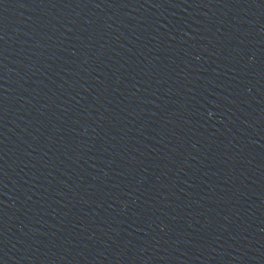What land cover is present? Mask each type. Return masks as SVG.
Wrapping results in <instances>:
<instances>
[{"label": "water", "instance_id": "1", "mask_svg": "<svg viewBox=\"0 0 264 264\" xmlns=\"http://www.w3.org/2000/svg\"><path fill=\"white\" fill-rule=\"evenodd\" d=\"M0 264H264V0H0Z\"/></svg>", "mask_w": 264, "mask_h": 264}]
</instances>
